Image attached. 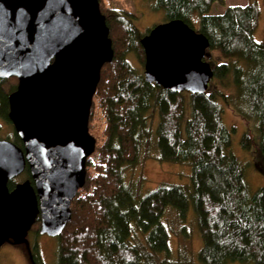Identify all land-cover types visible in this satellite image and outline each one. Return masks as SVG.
Instances as JSON below:
<instances>
[{
    "label": "trees",
    "instance_id": "1",
    "mask_svg": "<svg viewBox=\"0 0 264 264\" xmlns=\"http://www.w3.org/2000/svg\"><path fill=\"white\" fill-rule=\"evenodd\" d=\"M151 1L164 21L179 19L208 39L205 59L213 76L201 95L146 83L137 16L99 0L114 55L92 99L88 127L95 151L71 201V219L54 238L56 264H184L170 253L171 215L179 233L188 227L198 235V264H264V188L250 191L245 163L233 152L234 134L223 122L225 109L243 122L239 147L264 175V40L253 38L258 4L249 0L214 14L212 6L223 7L224 0ZM16 85V78L0 79L5 120ZM12 142L21 146L16 135ZM146 150L159 162L187 165V184L141 193L146 181L134 173ZM24 174L30 179L28 170Z\"/></svg>",
    "mask_w": 264,
    "mask_h": 264
},
{
    "label": "water",
    "instance_id": "2",
    "mask_svg": "<svg viewBox=\"0 0 264 264\" xmlns=\"http://www.w3.org/2000/svg\"><path fill=\"white\" fill-rule=\"evenodd\" d=\"M143 79L172 93L203 94L213 76L208 39L179 19L154 25L140 40ZM112 42L99 0H0V79L16 78L8 120L21 142L0 140V248L39 234L58 237L85 184L95 151L92 99ZM28 170L30 179L8 184Z\"/></svg>",
    "mask_w": 264,
    "mask_h": 264
},
{
    "label": "rangeland",
    "instance_id": "3",
    "mask_svg": "<svg viewBox=\"0 0 264 264\" xmlns=\"http://www.w3.org/2000/svg\"><path fill=\"white\" fill-rule=\"evenodd\" d=\"M103 5L109 8H115L118 11L125 10L130 14L136 15L137 19L134 24L135 27L143 34L152 28L154 25L165 22L164 13L160 10L156 11L152 5L151 0H100ZM249 0H224L223 7L214 4L212 6V13L221 14L228 7L231 6H245ZM260 17L258 20L257 29L253 35L255 41L261 42L264 40V0H256ZM128 60L134 67L141 70V67L135 57L129 56ZM205 61H207L204 58ZM8 80V79H5ZM9 88L10 86L7 85ZM223 122L230 129L233 135V152L237 156L239 161L245 163L246 180L249 184L250 191H254L258 188H264V175L259 173L257 169H254L248 161V153L243 151L239 147V138L245 129L243 122L236 116L231 110H224ZM94 133V132H93ZM15 132L13 126L9 120H5L0 116V140H10L14 137ZM147 154L138 164L135 175L138 172V176L143 177L146 181L141 188V193L144 191H152L160 185H184L187 184L188 178L186 177L189 170L187 165L176 163H162L157 161V153L153 150H146ZM145 152V149H144ZM87 173V171H86ZM24 172L13 179V183L23 182L25 179ZM167 224L175 231L171 235V250L170 253L174 256H178L184 261V264H198L194 258L195 253L200 247V241L198 235L189 231L186 228L185 233H179L181 224L177 222L176 217L171 215L167 217ZM38 229L36 221L31 227L27 239L29 243L36 246L35 252L39 257H42V250L45 249L47 264H56V245L58 241L50 237L41 236L39 233L40 223H38ZM63 231V230H62ZM62 233V232H61ZM179 234V235H178ZM60 236V235H59ZM35 241V242H34ZM38 244V247H37ZM194 252V253H193ZM191 253L193 263L189 261L188 254ZM193 253V254H192ZM187 256H186V255ZM183 255V256H182ZM0 264H29L28 256L25 247L22 245L4 244L0 248ZM232 264H241L240 262H234Z\"/></svg>",
    "mask_w": 264,
    "mask_h": 264
},
{
    "label": "flooded vegetation",
    "instance_id": "4",
    "mask_svg": "<svg viewBox=\"0 0 264 264\" xmlns=\"http://www.w3.org/2000/svg\"><path fill=\"white\" fill-rule=\"evenodd\" d=\"M39 234V233H38ZM41 236H45V235H41ZM46 237H48V236H46ZM52 239H54V238H52ZM35 242V241H34ZM7 244H9V243H7ZM20 246V245H19ZM22 246V245H21ZM24 246V245H23ZM25 247V246H24ZM37 247H38V244H37ZM35 248H36V246L33 244H31V243H29V249H30V252H31V255H32V261H30V259H29V255H28V251H27V249H26V247H25V249H26V252H27V256H28V261H29V264H47V261H46V253H45V249H43L42 250V257H39L37 254H36V252H37V249H36V252H35ZM53 252H54V250H53Z\"/></svg>",
    "mask_w": 264,
    "mask_h": 264
}]
</instances>
